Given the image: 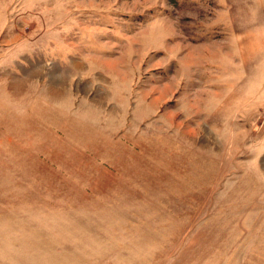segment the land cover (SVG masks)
Returning <instances> with one entry per match:
<instances>
[{
	"label": "rangeland",
	"instance_id": "obj_1",
	"mask_svg": "<svg viewBox=\"0 0 264 264\" xmlns=\"http://www.w3.org/2000/svg\"><path fill=\"white\" fill-rule=\"evenodd\" d=\"M16 232L43 264H264V0H0Z\"/></svg>",
	"mask_w": 264,
	"mask_h": 264
},
{
	"label": "crops",
	"instance_id": "obj_2",
	"mask_svg": "<svg viewBox=\"0 0 264 264\" xmlns=\"http://www.w3.org/2000/svg\"><path fill=\"white\" fill-rule=\"evenodd\" d=\"M0 237V264H43L40 257L47 252L44 248L40 249L39 243H34L35 238L25 234V238ZM24 235V234H23Z\"/></svg>",
	"mask_w": 264,
	"mask_h": 264
}]
</instances>
